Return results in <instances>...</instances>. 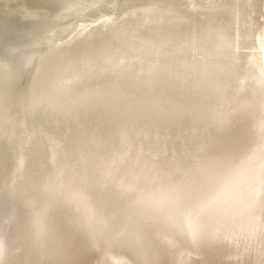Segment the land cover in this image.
I'll use <instances>...</instances> for the list:
<instances>
[{
	"label": "bare ground",
	"instance_id": "6f19581e",
	"mask_svg": "<svg viewBox=\"0 0 264 264\" xmlns=\"http://www.w3.org/2000/svg\"><path fill=\"white\" fill-rule=\"evenodd\" d=\"M0 264H264V0H0Z\"/></svg>",
	"mask_w": 264,
	"mask_h": 264
}]
</instances>
